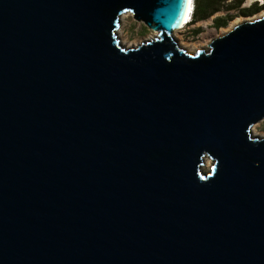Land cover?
Returning <instances> with one entry per match:
<instances>
[{
  "label": "water",
  "instance_id": "1",
  "mask_svg": "<svg viewBox=\"0 0 264 264\" xmlns=\"http://www.w3.org/2000/svg\"><path fill=\"white\" fill-rule=\"evenodd\" d=\"M187 1L0 0V264H264V15Z\"/></svg>",
  "mask_w": 264,
  "mask_h": 264
},
{
  "label": "rangeland",
  "instance_id": "2",
  "mask_svg": "<svg viewBox=\"0 0 264 264\" xmlns=\"http://www.w3.org/2000/svg\"><path fill=\"white\" fill-rule=\"evenodd\" d=\"M234 0H224L221 7L216 10L215 13L210 16L191 21L189 24L182 27V29L173 35V38L177 41L178 45L184 48L189 53H194L197 49L206 50L209 41L225 33L234 24L242 22L244 20H250L255 16L264 12V6L252 14L243 15L239 9H245L247 6L256 0H244L240 3L238 10L230 8ZM194 3V0L192 1ZM264 4V0L261 1ZM214 17H229L226 23L220 27H214L212 24ZM148 28L143 22L137 21L133 18L132 14L129 13L124 19L121 18V29L117 32L120 35L121 42L127 47H134L137 44L151 39V35L157 31ZM131 44V45H129ZM254 130H253V129ZM251 133L253 135L264 136V118L255 122L251 126ZM205 158V157H204ZM207 164L201 167V170L205 171L206 167L210 163V159H207ZM209 162V163H208Z\"/></svg>",
  "mask_w": 264,
  "mask_h": 264
},
{
  "label": "trees",
  "instance_id": "3",
  "mask_svg": "<svg viewBox=\"0 0 264 264\" xmlns=\"http://www.w3.org/2000/svg\"><path fill=\"white\" fill-rule=\"evenodd\" d=\"M244 0H234L230 8H235L238 10V7L240 3H242ZM224 2V0H194V7L192 10V16L191 21L195 20L196 18L203 19L211 14H213L216 10H218L219 7H221V4ZM264 4H257L254 2H251L247 8L245 9H239L240 13L243 15L252 14L254 12H257L260 10ZM229 17H214L212 24L214 27H220L223 26L227 19ZM190 21V22H191Z\"/></svg>",
  "mask_w": 264,
  "mask_h": 264
},
{
  "label": "bare ground",
  "instance_id": "4",
  "mask_svg": "<svg viewBox=\"0 0 264 264\" xmlns=\"http://www.w3.org/2000/svg\"><path fill=\"white\" fill-rule=\"evenodd\" d=\"M192 1L193 0H188L187 1V4H186V11H185V16H184V20L181 22V27L180 28H177V29H175L173 32H172V35H175L176 33H178L181 29H182V27H184L185 25H187V24H189L190 23V21H191V16H192V11L190 10L191 9V3H192ZM255 2H257V1H255ZM259 4H263V3H259ZM129 13H125V14H123L122 16H121V18L122 19H124L127 15H128ZM261 15H264V12L263 13H261V14H259L258 16H255L254 18H257V17H259V16H261ZM253 19V18H252ZM251 20V19H250ZM121 29V27L119 28V30ZM118 30V31H119ZM155 32V31H154ZM156 36V33H153L152 35H151V37L150 38H153V37H155ZM148 40V39H147ZM129 45H131V44H129ZM253 129V128H252ZM254 130V129H253ZM260 136H262V135H260ZM203 166L204 165H206L207 164V158L205 157L204 159H203ZM209 163V162H208Z\"/></svg>",
  "mask_w": 264,
  "mask_h": 264
},
{
  "label": "clouds",
  "instance_id": "5",
  "mask_svg": "<svg viewBox=\"0 0 264 264\" xmlns=\"http://www.w3.org/2000/svg\"><path fill=\"white\" fill-rule=\"evenodd\" d=\"M256 1H260V0H256ZM261 1H262V0H261ZM257 3H258V2H257ZM191 4H192V5H193V7H194V3L192 2ZM258 4H259V3H258ZM192 10H193V9H192Z\"/></svg>",
  "mask_w": 264,
  "mask_h": 264
},
{
  "label": "flooded vegetation",
  "instance_id": "6",
  "mask_svg": "<svg viewBox=\"0 0 264 264\" xmlns=\"http://www.w3.org/2000/svg\"><path fill=\"white\" fill-rule=\"evenodd\" d=\"M215 12H216V11H215ZM215 12H214V13H215Z\"/></svg>",
  "mask_w": 264,
  "mask_h": 264
}]
</instances>
